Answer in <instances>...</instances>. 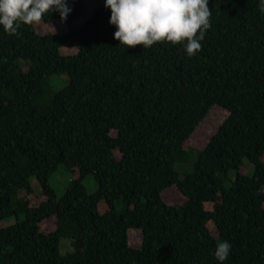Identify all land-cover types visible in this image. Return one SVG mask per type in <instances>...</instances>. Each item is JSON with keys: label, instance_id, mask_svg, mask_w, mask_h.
Returning <instances> with one entry per match:
<instances>
[{"label": "trees", "instance_id": "trees-1", "mask_svg": "<svg viewBox=\"0 0 264 264\" xmlns=\"http://www.w3.org/2000/svg\"><path fill=\"white\" fill-rule=\"evenodd\" d=\"M258 3L208 0L210 27L192 56L170 42L119 46L110 9L87 11L85 0H69L63 21L53 11L15 35L0 28V264H218L223 240L224 264H264ZM53 76H67L66 86L55 91ZM215 107L227 117L197 149L190 139ZM61 166L73 179L59 200L50 180ZM174 190L180 200L167 198Z\"/></svg>", "mask_w": 264, "mask_h": 264}, {"label": "clouds", "instance_id": "clouds-1", "mask_svg": "<svg viewBox=\"0 0 264 264\" xmlns=\"http://www.w3.org/2000/svg\"><path fill=\"white\" fill-rule=\"evenodd\" d=\"M104 5L110 9L109 24L115 27L119 46L147 49L170 42L182 44L186 55L192 56L201 50L210 27L208 0H104ZM53 11L65 20L71 12L69 0H0V28L15 35L21 24H38ZM258 11L264 13V0H259ZM230 250L227 240L217 242L213 255L218 264H224Z\"/></svg>", "mask_w": 264, "mask_h": 264}, {"label": "rangeland", "instance_id": "rangeland-1", "mask_svg": "<svg viewBox=\"0 0 264 264\" xmlns=\"http://www.w3.org/2000/svg\"><path fill=\"white\" fill-rule=\"evenodd\" d=\"M87 11H94L99 6L103 5L104 0H85ZM37 30L40 34H46L48 32L47 28L44 25H39ZM27 64H23V69L28 70ZM68 77L67 76H53L52 83L55 91H59L64 86H66ZM55 82V83H54ZM227 113L225 110L219 107L213 108L206 120L197 128L192 138L190 139V144L197 149H203L211 139V137L219 130V127L222 125L223 121L226 119ZM113 136L117 135V132L112 133ZM117 156H120V153L117 151ZM198 158V153L196 151H192L189 155V158L186 159L184 163H181L177 166V171L180 173L181 177H184L186 174L192 171L194 168V163ZM245 173L249 174L254 171L253 166L249 163V161L245 160ZM254 173V172H253ZM73 179L72 173L65 167L61 166L59 170L52 176L50 183L52 188L55 190L58 199L60 200L65 194L67 189L69 188L71 181ZM32 184L36 193L41 192V186L36 179H32ZM84 185L87 188L89 194H94L99 189V184L96 181L94 175H89L84 180ZM167 198L175 201L180 200V195L177 191L169 192L166 194ZM123 204L117 203V211L120 213ZM16 222V219L4 220L1 223V228H6ZM47 230L52 231L56 226L55 220L46 221L44 224ZM131 242L134 246L140 245L141 235L139 232H134L131 234ZM69 239H64L61 241L60 250L63 255L68 252H72V246L70 245Z\"/></svg>", "mask_w": 264, "mask_h": 264}]
</instances>
